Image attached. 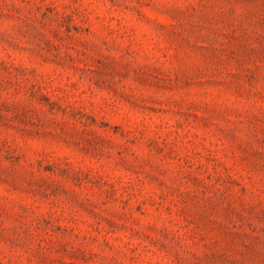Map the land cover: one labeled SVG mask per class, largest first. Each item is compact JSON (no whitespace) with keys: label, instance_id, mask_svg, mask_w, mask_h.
<instances>
[{"label":"rangeland","instance_id":"rangeland-1","mask_svg":"<svg viewBox=\"0 0 264 264\" xmlns=\"http://www.w3.org/2000/svg\"><path fill=\"white\" fill-rule=\"evenodd\" d=\"M0 264H264V0H0Z\"/></svg>","mask_w":264,"mask_h":264}]
</instances>
